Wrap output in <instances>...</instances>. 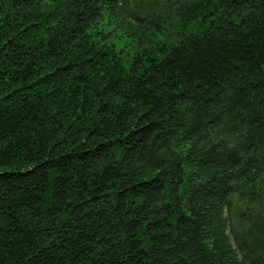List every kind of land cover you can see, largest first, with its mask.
<instances>
[{
	"label": "trees",
	"instance_id": "16d2710c",
	"mask_svg": "<svg viewBox=\"0 0 264 264\" xmlns=\"http://www.w3.org/2000/svg\"><path fill=\"white\" fill-rule=\"evenodd\" d=\"M0 264H264V0H0Z\"/></svg>",
	"mask_w": 264,
	"mask_h": 264
}]
</instances>
